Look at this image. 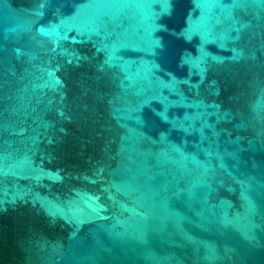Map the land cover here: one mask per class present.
Instances as JSON below:
<instances>
[{"label": "water", "instance_id": "water-1", "mask_svg": "<svg viewBox=\"0 0 264 264\" xmlns=\"http://www.w3.org/2000/svg\"><path fill=\"white\" fill-rule=\"evenodd\" d=\"M0 264H264V0H0Z\"/></svg>", "mask_w": 264, "mask_h": 264}]
</instances>
